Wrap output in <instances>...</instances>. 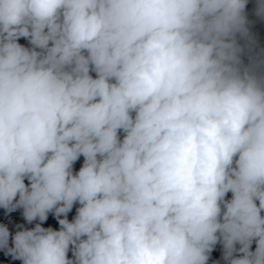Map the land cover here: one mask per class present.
<instances>
[{
    "label": "clouds",
    "instance_id": "clouds-1",
    "mask_svg": "<svg viewBox=\"0 0 264 264\" xmlns=\"http://www.w3.org/2000/svg\"><path fill=\"white\" fill-rule=\"evenodd\" d=\"M0 209L21 264H264V0H0Z\"/></svg>",
    "mask_w": 264,
    "mask_h": 264
},
{
    "label": "trees",
    "instance_id": "trees-1",
    "mask_svg": "<svg viewBox=\"0 0 264 264\" xmlns=\"http://www.w3.org/2000/svg\"><path fill=\"white\" fill-rule=\"evenodd\" d=\"M20 42L27 46V41L24 40L23 38L21 39ZM82 161H83V158L81 157V160L78 161L77 164L75 165L77 170H78L80 164H82ZM229 196H230V194H229ZM73 214H74V210H73ZM70 215H72V214H70ZM0 220H4L8 223L10 231L13 234L16 230L14 227V222L23 223L25 227H29V228L34 226V224L29 225L26 221L23 220L22 209H18L15 213L9 214L8 216H5L4 210L0 209ZM46 224H52L53 226H57L54 219H50L48 222H46ZM3 251L4 250H0V264H21L20 261H13L10 256H7V257L4 256ZM222 252H223L222 245L218 244L215 247V249L213 250V253L211 254L212 259H219L222 256ZM209 264H211V260H210ZM221 264H224V262L222 260H221Z\"/></svg>",
    "mask_w": 264,
    "mask_h": 264
}]
</instances>
